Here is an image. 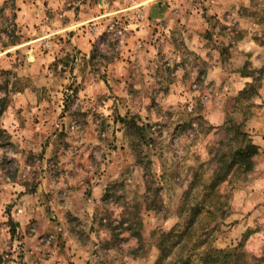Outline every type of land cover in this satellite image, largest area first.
<instances>
[{
  "label": "rangeland",
  "instance_id": "rangeland-1",
  "mask_svg": "<svg viewBox=\"0 0 264 264\" xmlns=\"http://www.w3.org/2000/svg\"><path fill=\"white\" fill-rule=\"evenodd\" d=\"M1 109L0 264H264V0H0Z\"/></svg>",
  "mask_w": 264,
  "mask_h": 264
},
{
  "label": "trees",
  "instance_id": "trees-1",
  "mask_svg": "<svg viewBox=\"0 0 264 264\" xmlns=\"http://www.w3.org/2000/svg\"><path fill=\"white\" fill-rule=\"evenodd\" d=\"M4 112V109H1L0 114ZM236 134L240 135L239 128L235 129ZM245 136V135H243ZM245 142V141H244ZM240 142L241 145L235 148L234 150H230L231 153H229V156L227 154H222L221 158H223L222 166L220 168V171L215 175L213 182L215 183H222L227 179L228 174L230 171L235 170H243L249 171L253 169V158L256 156L259 152V148L255 145H253L251 142ZM227 155V156H225ZM224 158H228L227 160H224ZM225 164H229L225 167ZM227 167H230L232 170H228ZM199 210V205L195 206L193 209V216L189 219L188 222H186L184 225L183 231H176L172 232L168 235H163L165 241H169L171 243V246L167 250L164 246L165 244L160 245V253L161 258L156 264H165V260H167L166 264H212V263H218L219 259L218 256L214 257L215 253L216 255L224 254L223 252L218 251H212L208 252V250L204 251L200 254L199 259L197 261H192L190 256H187L184 258V252L185 247L188 244L189 238L187 236H191V232L193 230L194 225L197 222V216ZM187 237V239H185ZM178 247V251L175 253V249ZM229 255V254H225ZM217 257V259H216ZM171 258L170 261L168 259Z\"/></svg>",
  "mask_w": 264,
  "mask_h": 264
}]
</instances>
